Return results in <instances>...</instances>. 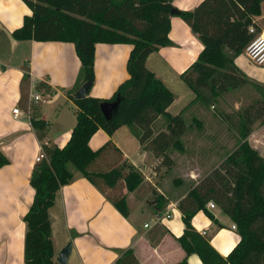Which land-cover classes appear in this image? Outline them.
<instances>
[{
	"label": "trees",
	"instance_id": "trees-1",
	"mask_svg": "<svg viewBox=\"0 0 264 264\" xmlns=\"http://www.w3.org/2000/svg\"><path fill=\"white\" fill-rule=\"evenodd\" d=\"M32 14L25 16L20 28L12 32L16 40L61 41L74 44L80 60L76 86L67 92L75 104L76 122L67 142L59 147L42 143L44 158L36 162L30 175L33 200L23 217L25 264H59L54 259V242L49 209L57 191L80 172L128 216L125 191H133L144 174L124 160L111 141L93 150L89 141L98 131L112 135L124 125L137 128L139 143L150 150L160 163L171 169L174 162L166 150L178 145L185 132L181 113L170 115L173 93L146 67L149 54L171 44L170 10L173 0H23ZM264 0H201L192 10L177 15L191 28L203 45L197 59L180 75L191 89L194 100L214 106L224 94L253 86L261 98L245 106L234 116L215 114L239 137V144L227 157L178 202L184 223L177 238L186 255L195 253L203 264H264V158L250 146L248 136L256 121L264 123V87L249 80L234 64L253 39L249 27L259 32L256 18ZM97 43H126L132 46L122 82L109 99L87 94L74 97L85 81H94V51ZM120 104L106 117L103 102ZM163 117L169 130L154 133L152 123ZM39 140L45 135V122L31 120ZM8 159L0 151V168ZM214 202L233 221L239 240L227 256L219 254L209 240L192 225L198 211L215 220L206 204ZM117 264H139L133 251L126 250ZM178 264H188L186 258Z\"/></svg>",
	"mask_w": 264,
	"mask_h": 264
},
{
	"label": "crops",
	"instance_id": "crops-1",
	"mask_svg": "<svg viewBox=\"0 0 264 264\" xmlns=\"http://www.w3.org/2000/svg\"><path fill=\"white\" fill-rule=\"evenodd\" d=\"M200 1L173 0L172 5L177 10L186 11L192 10ZM31 14L23 0H0V151L8 159V163L0 168V264H25L27 227L23 217L34 196L30 175L36 164L35 158L42 152V143L63 146L76 122L77 108L67 97V92L76 86L80 71L74 44L14 39L12 32L22 26L25 16ZM260 18H256V23L259 32L264 33ZM168 38L171 44L149 54L145 64L173 93L174 100L167 111L170 115L181 113L185 123V132L180 137L183 139L188 129V109L204 104L194 100L193 92L180 75L197 59L203 45L177 14L170 17ZM131 48L126 43L95 45L94 81L89 89L90 96L109 99L130 77L127 60ZM234 64L249 80L264 87L263 65L254 64L244 52L235 56ZM34 94H38L40 99L35 100ZM177 99L180 106L172 111ZM15 107L21 111V117L12 114ZM32 119L45 122L42 140L36 136ZM164 120L160 116L152 123L154 133L163 130H158V127ZM137 132L133 125L121 126L112 135L98 130L89 145L95 150L111 141L120 149L125 161L150 179L146 173L151 167L161 166L162 169L165 166L139 143ZM253 133L251 130L247 138L249 143H252ZM253 148L258 150L255 145ZM143 157L150 162L148 170L143 169L140 163ZM175 168L167 170L166 167L164 176L156 184L150 180L156 195L167 198L161 184ZM145 178L133 191H125L128 207V216L125 217L103 192L80 172H75L72 180L57 191L54 204L49 209L54 259L57 261L59 252L70 243L66 264H117L126 250L133 251L139 264H178L184 258L188 264H203L197 254L186 255L177 241L184 229L178 202L187 193L173 201L159 202V198L140 193L141 185L147 182ZM206 208L215 220L198 211L192 218V225L199 233L205 230L204 237L213 248L227 256L239 240L236 229L231 227L234 223L218 206L208 208L206 204ZM219 212L229 218L230 226L224 223ZM166 214L170 217L166 218ZM156 217L162 220L157 222Z\"/></svg>",
	"mask_w": 264,
	"mask_h": 264
},
{
	"label": "rangeland",
	"instance_id": "rangeland-1",
	"mask_svg": "<svg viewBox=\"0 0 264 264\" xmlns=\"http://www.w3.org/2000/svg\"><path fill=\"white\" fill-rule=\"evenodd\" d=\"M261 8L259 23L264 25V1ZM184 86L186 87V85ZM259 98L261 95L253 86H246L224 94L214 106L201 104L199 107H190L187 111L188 129L185 137L179 138L178 145L171 146L166 153L169 158H173L171 159L174 162L173 167H176L165 176L161 184V189L167 198L164 199L160 195H156L157 192H153V188L150 186V180L156 184L162 179L166 166H162V169L161 166L151 167L148 174L146 173L150 179L145 178L149 183L145 182L141 185L140 193L148 194L153 199L159 198V202L165 203L169 200L173 201L181 194L188 193L200 179L216 168L240 142L235 130L230 129L215 113L222 111L230 116L233 115L234 121H236L237 113ZM179 106L180 101L177 99L171 110L175 111ZM165 123V120L161 121V125H159L161 127H158V130L163 128L166 131ZM251 130L254 135L251 139L252 143L249 144L251 147L257 146L258 150H256L264 158V123L258 121ZM140 163L143 169L148 170L150 162L146 157H143V162ZM219 214H221L224 223L230 226L229 218L220 212Z\"/></svg>",
	"mask_w": 264,
	"mask_h": 264
},
{
	"label": "built area",
	"instance_id": "built-area-1",
	"mask_svg": "<svg viewBox=\"0 0 264 264\" xmlns=\"http://www.w3.org/2000/svg\"><path fill=\"white\" fill-rule=\"evenodd\" d=\"M249 32L252 33L253 39L249 42V44L245 47L244 53L247 56V58L255 63L256 65H264V33L262 32H256L254 26L249 27ZM34 99L38 100L40 99V96L38 94H34ZM12 114L14 117H21L22 113L19 110V108L15 107L12 109ZM44 158V154L41 152L36 158L35 161L39 162ZM208 208H214L215 203L210 201L207 203ZM170 214H166V218H169ZM162 218L156 217L155 221H160ZM145 226H148V224H145ZM232 229H236L235 225L232 224ZM202 236L206 234V231L203 230L200 233Z\"/></svg>",
	"mask_w": 264,
	"mask_h": 264
},
{
	"label": "water",
	"instance_id": "water-1",
	"mask_svg": "<svg viewBox=\"0 0 264 264\" xmlns=\"http://www.w3.org/2000/svg\"><path fill=\"white\" fill-rule=\"evenodd\" d=\"M170 13L173 15V14H177L178 13V10L176 8H172L170 10ZM91 85V82L90 81H85L83 82L80 87L75 91L74 93V97L76 99H82L86 96L87 94V91L89 89ZM119 104H120V99L119 97H117L114 101H108V102H103L101 104V109H102V112L104 113V115L106 117H110L113 115V113H115L119 107ZM171 127V124H169L167 126V130H169ZM70 249H71V244L68 243L58 254V257H57V262L59 264H66L67 262V259H68V255L70 253Z\"/></svg>",
	"mask_w": 264,
	"mask_h": 264
}]
</instances>
